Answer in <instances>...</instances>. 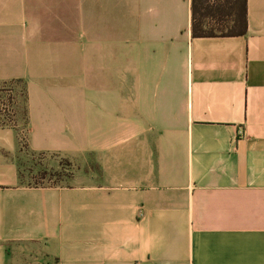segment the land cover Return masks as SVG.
Returning a JSON list of instances; mask_svg holds the SVG:
<instances>
[{
    "label": "crops",
    "instance_id": "1",
    "mask_svg": "<svg viewBox=\"0 0 264 264\" xmlns=\"http://www.w3.org/2000/svg\"><path fill=\"white\" fill-rule=\"evenodd\" d=\"M192 6L0 0V87L25 94L0 264H264V0L245 35L193 36ZM25 153L75 170L28 184Z\"/></svg>",
    "mask_w": 264,
    "mask_h": 264
},
{
    "label": "rangeland",
    "instance_id": "2",
    "mask_svg": "<svg viewBox=\"0 0 264 264\" xmlns=\"http://www.w3.org/2000/svg\"><path fill=\"white\" fill-rule=\"evenodd\" d=\"M213 29V28H212ZM225 31V27H216L214 32ZM25 94L24 87L21 83H9L0 87V124H16L18 122L21 128H24L25 122ZM19 144L23 147L27 145L25 133L21 135ZM17 162L21 167L22 177L28 184L32 185H54L66 184L68 179L73 175L71 164L60 161L61 169L57 168V163L53 164L51 160L34 157L28 153L18 156ZM59 162V160H57Z\"/></svg>",
    "mask_w": 264,
    "mask_h": 264
},
{
    "label": "trees",
    "instance_id": "3",
    "mask_svg": "<svg viewBox=\"0 0 264 264\" xmlns=\"http://www.w3.org/2000/svg\"><path fill=\"white\" fill-rule=\"evenodd\" d=\"M192 11L195 37L215 36V26L229 28L225 23L231 26L227 33L221 30L222 36L247 33V0H193ZM207 19H212L216 25L205 26Z\"/></svg>",
    "mask_w": 264,
    "mask_h": 264
}]
</instances>
